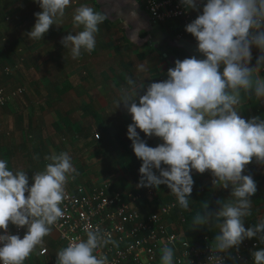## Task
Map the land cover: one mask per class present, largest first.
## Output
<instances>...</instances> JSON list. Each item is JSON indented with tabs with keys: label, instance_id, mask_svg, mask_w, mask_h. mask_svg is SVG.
<instances>
[{
	"label": "clouds",
	"instance_id": "9594fccd",
	"mask_svg": "<svg viewBox=\"0 0 264 264\" xmlns=\"http://www.w3.org/2000/svg\"><path fill=\"white\" fill-rule=\"evenodd\" d=\"M35 2L42 11L34 13L36 22L26 33L31 41L43 39L52 25H59L71 0ZM181 3L186 9L200 12L198 0ZM106 19L105 14L86 4L75 9L73 20L83 30L75 35L69 32L61 39L72 59L79 58L82 49L91 52L95 48L98 25ZM185 30L196 39L198 51L206 58L177 59L175 66L168 69L167 79L150 83L143 95L140 91L144 83L137 85L129 78L130 90H122L117 107L122 103L133 120L128 125V138L136 157L142 160L137 188L167 185L180 207L188 209L193 170L201 174L210 170L214 185L222 182L225 189L232 186L233 202L218 201L220 207L215 212L208 211L205 203L204 212L198 213L193 222L194 228L209 224L213 218L219 222L220 233L214 238L209 262L224 264L219 254L238 250L245 239L258 237L264 244V220L245 227L257 183L252 176L243 174L253 158L264 164V119L246 120L237 110L245 96L254 93L264 97V79L259 75L264 69V0H206L202 13ZM253 47L259 50L255 66L251 63ZM138 70H144V65H139ZM137 128L149 138H161L163 143L148 146ZM45 159L50 163L35 173L31 186L25 171L9 170L7 160L0 159L3 264H24L64 215L60 205L67 198L66 185L78 172L67 152H53ZM10 223L27 227L23 238L8 233ZM84 231L86 239L70 240L58 251L57 264H108L106 255L95 253L109 244L118 246L112 234L87 224ZM251 255L254 264H264V248ZM161 261L174 264L172 247H163Z\"/></svg>",
	"mask_w": 264,
	"mask_h": 264
},
{
	"label": "crops",
	"instance_id": "0c3cea01",
	"mask_svg": "<svg viewBox=\"0 0 264 264\" xmlns=\"http://www.w3.org/2000/svg\"><path fill=\"white\" fill-rule=\"evenodd\" d=\"M85 4L105 14L107 19L98 25L95 48L91 52L82 49L81 56L72 59L61 39L69 32L75 35L83 30V26L75 24L73 16L75 9ZM145 8L142 0H79L77 6L70 3L59 25H52L43 39L31 41L26 33L36 22L34 13L42 11L35 0L0 3V41L5 42L0 47V86L11 91L24 85L27 90L23 96L0 107V159L7 160L9 170L25 171L30 184L35 171H43L50 163L46 156L67 152L78 172L74 177L82 185L91 187L103 180H111L118 189L142 195L138 204L142 212L157 209L156 205L144 211V201L150 200L144 197L148 187H136L142 160L136 157L128 138L132 116L122 103L117 105L121 102L122 90H130L129 78L137 85L144 83L145 87L140 91L143 95L150 83L166 80L168 69L186 55L180 49L167 50L160 40V32L178 35L183 31L179 20L153 23ZM199 9L200 12L191 9L196 18L203 7ZM6 16L8 20H4ZM252 55L251 63L255 66L259 56L256 47L252 48ZM139 65H144V70H138ZM6 67L11 70L10 75L4 71ZM259 75L264 79V69ZM237 110L246 120L252 117L264 119V97L259 98L255 106H237ZM95 131L102 135L101 140L94 138ZM137 132L150 147L163 143L159 137H147L139 128ZM35 135L43 140L36 144L44 148V152H39L41 157L37 163L32 158ZM162 167L167 166L162 164ZM243 174L252 176L257 183V192L251 197V215L245 218L248 228L264 220V164L253 158ZM191 175L193 191L189 208L184 209L188 214L193 205H198L193 202L195 194L199 199L208 198V208H214V211L219 210L218 201H234L232 186L225 189L222 182L214 185L210 170L203 174L193 170ZM160 187L159 191L152 187L156 193L152 201L155 204L158 196L170 197L167 185ZM182 228L186 236L185 226ZM26 232L25 226L21 238ZM205 237L199 245L204 243ZM255 238L245 239L242 243ZM43 247L47 254L40 257L39 251ZM64 247L57 232L51 230L44 237L43 245H38L24 264H42L48 260L57 264V253Z\"/></svg>",
	"mask_w": 264,
	"mask_h": 264
},
{
	"label": "built area",
	"instance_id": "2783aa9c",
	"mask_svg": "<svg viewBox=\"0 0 264 264\" xmlns=\"http://www.w3.org/2000/svg\"><path fill=\"white\" fill-rule=\"evenodd\" d=\"M5 0H0V3ZM149 19L153 23H166L168 20H179L183 31L177 36H183L197 43L196 39L185 30V26L196 17L191 9H186L181 0H142ZM206 0H198L199 8L203 7ZM77 6L79 0H71ZM4 20H8L6 16ZM10 75V68H4ZM26 89L18 87L8 91L0 86V107L23 96ZM96 139L100 136L95 134ZM34 181L30 182L31 186ZM111 180H103L91 187L82 185L74 178H69L66 185L67 198L60 207L64 212L63 217L52 225L59 239L65 247L70 240L86 239L84 226L92 228L99 226L101 230L112 234L118 246L109 244L96 250V255H106L108 264H162V249L164 246L174 250V264H215L209 262L213 254L211 246L215 243L203 238V244L190 242L183 228L186 217L182 213L175 195L169 201L158 207L155 211L142 212L138 206L142 195L131 190L116 188ZM27 195V193H26ZM144 197L150 202L156 196L151 188L145 190ZM155 216V220L153 217ZM175 216V221L172 217ZM23 228L9 224L8 233L19 235L24 233ZM0 234L4 230L0 229ZM174 237L175 239L170 240ZM2 246V245H0ZM264 248L258 237L249 242L242 243L239 249H230L228 253L219 254L224 258V264H254L251 255L253 251ZM47 254L45 247L39 251V256ZM0 264H3L0 261ZM42 264H56L51 260Z\"/></svg>",
	"mask_w": 264,
	"mask_h": 264
},
{
	"label": "trees",
	"instance_id": "16d2710c",
	"mask_svg": "<svg viewBox=\"0 0 264 264\" xmlns=\"http://www.w3.org/2000/svg\"><path fill=\"white\" fill-rule=\"evenodd\" d=\"M5 44V42L4 41H0V47L2 46V45H4ZM7 45H8V43H7ZM186 58H188L187 56H185ZM24 88H25V86H24ZM26 89V88H25ZM26 92H27V90L25 91V94H26ZM261 98V97H260ZM257 100H259V98L258 97H253V98H251L250 99V101H249V105L250 106H255V104H256V102H257ZM43 139V138H42ZM36 141L39 143H43V140L41 141L40 139H38V138H36L35 137V139H34V144H35V146H34V154H33V156H32V158L34 159V161H35V163H37L38 162V160H39V158L41 157V154L39 153V152H44V148H43V146L42 145H37L36 144ZM39 157L38 159H35L34 157ZM37 172V170L35 171V173ZM161 188L162 187H159V188H157V190L159 191V190H161ZM158 198V201H155L156 202V205H157V208L158 207H160L161 205H163V204H165L167 201H169L171 198L169 197V198H167V199H164V198H162L161 196H158L157 197ZM193 202L194 203H198V205L196 204V205H193L192 207H193V209H192V212H191V214H188L186 211H184V209L183 208H181L180 207V209H181V211H182V213L184 214V216L186 217V223H185V228H186V237L189 239V241L190 242H193L194 240H196V238L197 237H203V236H205V234L207 233V225H203V226H195V227H197V228H194V217L198 214V213H200V214H202L203 212H204V208H203V206H204V204L205 203H207L208 204V202H207V198H203V199H199L198 198V196L195 194L194 196H193ZM209 205V204H208ZM210 206V205H209ZM208 211H212V208L211 209H209L208 208ZM172 219L175 221V216H173L172 217ZM192 228H194L195 229V233H193V232H190L191 230L190 229H192ZM201 237V238H202ZM212 243H215V242H212Z\"/></svg>",
	"mask_w": 264,
	"mask_h": 264
},
{
	"label": "water",
	"instance_id": "95a60500",
	"mask_svg": "<svg viewBox=\"0 0 264 264\" xmlns=\"http://www.w3.org/2000/svg\"><path fill=\"white\" fill-rule=\"evenodd\" d=\"M160 40L163 46L168 50V48L180 49L183 53L188 56H196L198 59H205L204 55L198 51L197 43L191 41L188 38L177 35H169L160 32ZM222 71V68H221ZM255 97L254 93L249 96H245L242 100V104L238 106H245L249 104L251 98Z\"/></svg>",
	"mask_w": 264,
	"mask_h": 264
},
{
	"label": "rangeland",
	"instance_id": "374dc122",
	"mask_svg": "<svg viewBox=\"0 0 264 264\" xmlns=\"http://www.w3.org/2000/svg\"><path fill=\"white\" fill-rule=\"evenodd\" d=\"M17 79H20V78H17ZM18 83V82H17ZM22 84V83H21ZM21 87H24V85H21ZM95 134H98L99 136H100V139L99 140H101L102 139V135L101 134H99V132H94V138L96 139V136H95ZM35 137H36V135H35ZM97 140V139H96ZM98 140V141H99ZM84 148H82V150H83ZM156 174L157 175H159V171L158 170H156ZM197 182V181H196ZM151 189H153L152 187H151ZM154 190V192H155V189H153ZM168 191H169V196L170 197H172V195H174V194H171V190L170 189H167ZM207 190H209V189H207ZM206 190V191H207ZM208 192V191H207ZM156 194V193H155ZM205 194V193H204ZM213 197V196H212ZM207 202H208V198H207ZM149 208V210L150 209H152V207H156V204L155 203H153V202H150V201H144V203H143V208H144V211H148V208ZM212 209H214V208H212ZM211 212H215L214 210H212ZM220 222H222V221H220ZM218 223L219 222H217L216 220H215V218H213L212 219V221L209 223V224H207L208 226H209V230L207 231V233L205 234L208 238H210V239H214L215 238V236L216 235H218L219 233H220V229H219V226H218ZM194 228H192V229H190L191 231L190 232H194L195 231V229L193 230ZM214 231V232H213ZM211 233V234H210ZM202 237V236H201ZM201 237H197L196 238V243L198 244V242L201 240ZM187 238V237H186ZM199 238V239H198ZM188 239V238H187ZM198 239V240H197ZM189 240V239H188Z\"/></svg>",
	"mask_w": 264,
	"mask_h": 264
}]
</instances>
